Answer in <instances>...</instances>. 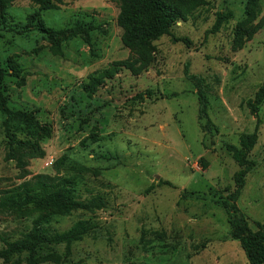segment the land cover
I'll return each instance as SVG.
<instances>
[{
	"label": "rangeland",
	"instance_id": "1",
	"mask_svg": "<svg viewBox=\"0 0 264 264\" xmlns=\"http://www.w3.org/2000/svg\"><path fill=\"white\" fill-rule=\"evenodd\" d=\"M202 1L193 16L174 24L171 35L155 40V58L145 71L122 69L91 96L83 90L89 74L131 54L120 38L117 3L57 0L55 8L40 11L38 18L55 29L98 25L89 43L80 36L63 41L62 55L51 53L37 20L28 17L37 10L35 0H13L7 7L0 18V63L12 58L25 71L21 85L7 77L8 105L31 112L51 134L38 141L44 156L27 158L20 169L6 157V116L0 112V192L44 174L73 179L79 199L100 194L106 200L99 209L54 216L50 224L59 232L80 219L95 227L69 247L60 244L36 256L34 264H249L230 237L218 198L234 189L238 169L227 145H238L239 135L256 124L245 101L264 81V24L250 39L243 29L262 17L264 0ZM250 1L256 19L245 22ZM216 12L230 16L206 33ZM185 64L203 78L210 130L198 118ZM11 125L18 137L35 134L25 124ZM257 133L248 156L255 166L236 201L253 230L264 223V101ZM36 215L0 211V233L17 236ZM0 264L30 263L23 254Z\"/></svg>",
	"mask_w": 264,
	"mask_h": 264
},
{
	"label": "trees",
	"instance_id": "2",
	"mask_svg": "<svg viewBox=\"0 0 264 264\" xmlns=\"http://www.w3.org/2000/svg\"><path fill=\"white\" fill-rule=\"evenodd\" d=\"M13 0H0V18L3 19L7 7ZM119 8L116 22L122 29L121 41L130 50V55L125 59L112 61L107 67L89 74L88 80L83 85V90L91 96L104 83L113 78L120 70H129L138 75L145 71L155 58V40L162 35H171V30L177 21H185L193 16L202 5V0H114ZM37 10L30 14V20H37V27L50 42V51L54 55H62L61 43L72 37L80 36L86 42H90V32L98 25L91 22L87 24L76 23L68 27L55 29L47 26L40 20L39 13L57 6V0H35ZM230 14L216 12V18L212 27L206 33L216 32ZM256 19L254 2L250 1L246 6V20L251 22ZM264 24V13L258 22L250 24L245 29L242 26L246 38L252 35ZM240 39L242 31L235 34ZM185 77L192 82L196 89L198 99V118L204 120L202 128L211 129V121L207 115L208 99L205 94L203 78L190 73L187 64L184 66ZM7 77H13L17 85H21L25 78L24 69L12 58H9L6 66L0 63V112L5 114L3 121L7 143L8 159L16 162V166L24 169L27 158L42 157L44 151L38 145L40 138L51 134L49 126L39 124L36 117L28 111L12 109L8 105V93L6 92ZM264 101V81L255 91L253 97L245 101L249 112L256 118L255 128L252 132L239 135L238 145H227L238 169L233 174L234 189L227 193L225 198L218 201L225 208L228 215L229 234L240 246L249 264H264V223L257 230L249 227L247 220L238 213L236 201L245 183V176L255 166V161L250 159L249 153L258 139V107ZM16 121L25 124L27 131L32 127L34 135L25 133L17 136V126L11 122ZM202 162L203 159H202ZM206 166V163H203ZM73 179L61 177L50 180L44 174H36L30 179L17 185L3 189L0 192V211L10 212L16 216L37 214L31 221L30 227L23 229L17 236H6L0 233V259L6 260L15 256L27 255L28 262L34 264V258L38 255L51 253L55 246L64 244L69 247L74 241L82 239L93 231L95 224L90 219L75 221L68 229L56 231L51 227L54 216L65 215L73 210H94L106 205L105 198L96 194L88 199H79ZM164 183L170 184L168 181ZM229 189V188H226Z\"/></svg>",
	"mask_w": 264,
	"mask_h": 264
}]
</instances>
